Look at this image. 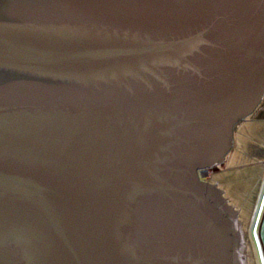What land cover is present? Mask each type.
<instances>
[{"label":"water","instance_id":"water-1","mask_svg":"<svg viewBox=\"0 0 264 264\" xmlns=\"http://www.w3.org/2000/svg\"><path fill=\"white\" fill-rule=\"evenodd\" d=\"M263 95L264 0H0V264H243Z\"/></svg>","mask_w":264,"mask_h":264},{"label":"rangeland","instance_id":"rangeland-1","mask_svg":"<svg viewBox=\"0 0 264 264\" xmlns=\"http://www.w3.org/2000/svg\"><path fill=\"white\" fill-rule=\"evenodd\" d=\"M263 104L264 95L255 112L258 113ZM252 118L250 115L236 125L232 148L223 163L210 170L199 171V176L203 181L216 184L232 206L242 208L238 221H235V229L241 239L243 264H264V251L258 236L264 213V198L256 206L258 209L255 214L248 213L254 207V202L257 203L256 199H259L256 197L259 190L264 188V162L259 161L257 155L250 154L254 150L253 144L264 148V131L258 126L246 129Z\"/></svg>","mask_w":264,"mask_h":264},{"label":"crops","instance_id":"crops-1","mask_svg":"<svg viewBox=\"0 0 264 264\" xmlns=\"http://www.w3.org/2000/svg\"><path fill=\"white\" fill-rule=\"evenodd\" d=\"M256 113L257 112L253 113V115H252L253 118L251 120H249L250 123L246 125V129L254 127V126H258L262 131H264V104H263V106L260 107V109L258 110V113L257 114ZM234 144H235V142H234ZM239 145L241 146V140H239ZM256 146L257 145H255V144L252 145L254 150H252L250 152V154L257 155L258 157H260L258 160L263 163L264 162V148L263 147H259L258 148ZM256 197H259V199H256L257 203L254 202V207L248 212L250 215H251V212H253V214H255V212L258 209V207L256 208V206H258L260 204V200L262 202V200L264 198V188H262V191L259 190V193H258V195ZM233 208L238 212V215H239L241 210H242V208L241 209H237L235 206H233ZM238 219H239V216H238ZM258 236H259V241H260V244H261V248L264 251V213H263V218H262V221H261V224H260V227H259V235Z\"/></svg>","mask_w":264,"mask_h":264},{"label":"flooded vegetation","instance_id":"flooded-vegetation-1","mask_svg":"<svg viewBox=\"0 0 264 264\" xmlns=\"http://www.w3.org/2000/svg\"><path fill=\"white\" fill-rule=\"evenodd\" d=\"M202 178V177H201ZM202 180H204V179H202Z\"/></svg>","mask_w":264,"mask_h":264}]
</instances>
